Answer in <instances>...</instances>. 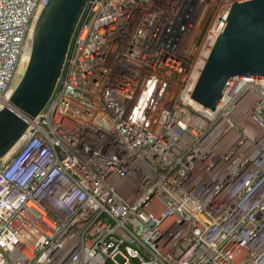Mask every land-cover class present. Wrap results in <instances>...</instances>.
<instances>
[{
	"label": "built area",
	"instance_id": "obj_1",
	"mask_svg": "<svg viewBox=\"0 0 264 264\" xmlns=\"http://www.w3.org/2000/svg\"><path fill=\"white\" fill-rule=\"evenodd\" d=\"M243 1L87 0L0 160V264H264V80L190 98ZM48 2L0 0V111Z\"/></svg>",
	"mask_w": 264,
	"mask_h": 264
},
{
	"label": "water",
	"instance_id": "obj_2",
	"mask_svg": "<svg viewBox=\"0 0 264 264\" xmlns=\"http://www.w3.org/2000/svg\"><path fill=\"white\" fill-rule=\"evenodd\" d=\"M86 2L49 0L41 11L10 107L0 111V160L48 102ZM235 77L264 80V0L233 4L190 98L214 112Z\"/></svg>",
	"mask_w": 264,
	"mask_h": 264
},
{
	"label": "rangeland",
	"instance_id": "obj_3",
	"mask_svg": "<svg viewBox=\"0 0 264 264\" xmlns=\"http://www.w3.org/2000/svg\"><path fill=\"white\" fill-rule=\"evenodd\" d=\"M20 73H21V72H20ZM18 76H19V75H18ZM18 76H17V79L19 78ZM116 260H117L118 262H122V260H121L120 257H117Z\"/></svg>",
	"mask_w": 264,
	"mask_h": 264
},
{
	"label": "trees",
	"instance_id": "obj_4",
	"mask_svg": "<svg viewBox=\"0 0 264 264\" xmlns=\"http://www.w3.org/2000/svg\"><path fill=\"white\" fill-rule=\"evenodd\" d=\"M105 264H112V263L108 261V262H106Z\"/></svg>",
	"mask_w": 264,
	"mask_h": 264
},
{
	"label": "bare ground",
	"instance_id": "obj_5",
	"mask_svg": "<svg viewBox=\"0 0 264 264\" xmlns=\"http://www.w3.org/2000/svg\"><path fill=\"white\" fill-rule=\"evenodd\" d=\"M19 77V76H18Z\"/></svg>",
	"mask_w": 264,
	"mask_h": 264
}]
</instances>
